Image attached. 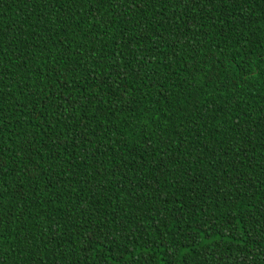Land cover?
I'll return each mask as SVG.
<instances>
[{
    "label": "trees",
    "instance_id": "obj_1",
    "mask_svg": "<svg viewBox=\"0 0 264 264\" xmlns=\"http://www.w3.org/2000/svg\"><path fill=\"white\" fill-rule=\"evenodd\" d=\"M0 264H264V0H0Z\"/></svg>",
    "mask_w": 264,
    "mask_h": 264
}]
</instances>
